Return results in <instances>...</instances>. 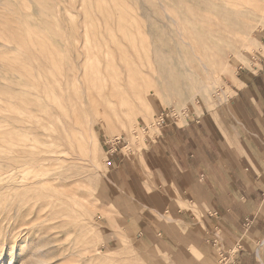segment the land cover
Listing matches in <instances>:
<instances>
[{"label":"rangeland","instance_id":"obj_1","mask_svg":"<svg viewBox=\"0 0 264 264\" xmlns=\"http://www.w3.org/2000/svg\"><path fill=\"white\" fill-rule=\"evenodd\" d=\"M209 21L221 29L210 31ZM259 73L264 0H0V171L15 163L22 139L59 138L48 150L65 152L43 169L60 179L17 200L2 201L0 191V264H177L142 236L160 234V213L174 208L166 214L118 193L112 143L147 176L143 150L166 113L179 125L186 114L212 113L231 134L237 111L249 114L236 88ZM254 82L264 99V75ZM39 194L55 206L20 205ZM246 202L244 249L259 251L264 264V238L255 237L261 213L253 197Z\"/></svg>","mask_w":264,"mask_h":264},{"label":"crops","instance_id":"obj_2","mask_svg":"<svg viewBox=\"0 0 264 264\" xmlns=\"http://www.w3.org/2000/svg\"><path fill=\"white\" fill-rule=\"evenodd\" d=\"M258 75L264 74L242 78L244 86L236 88L237 95L249 98V114L237 111L239 125L230 129L231 134L212 113L188 118L184 125L167 117L159 135L143 150L148 177L141 164L112 143L109 171L118 193L150 208L158 205L166 214L174 208L168 217L160 213L165 217L160 234L150 229L153 233L142 236L145 243L158 245L163 257L171 252L177 264H218L223 257L229 260L225 264H262L259 251L244 249L249 240L242 223L245 213L241 214L247 196L253 197L256 213H261L255 237L264 238V112L257 111L258 103L264 108V99L254 82Z\"/></svg>","mask_w":264,"mask_h":264},{"label":"bare ground","instance_id":"obj_3","mask_svg":"<svg viewBox=\"0 0 264 264\" xmlns=\"http://www.w3.org/2000/svg\"><path fill=\"white\" fill-rule=\"evenodd\" d=\"M215 1L216 0H207V3H215ZM197 16H198L197 20L205 22L203 19L206 18V13L198 9ZM206 27H208V29L212 32H214L216 29L217 30L221 29L219 25H217V22L215 24L212 21L211 22L209 21L208 23L206 22ZM219 33H217L215 36L217 37L222 36ZM197 58L200 59V56ZM150 104L153 105V101H151ZM152 105H149V108ZM22 140L21 141L19 140L20 143L18 142V145H16L18 148V151L16 153L18 154L16 156L13 155V158L16 157V159H14L15 163H13L9 168L3 167L0 171V191L3 193L2 201H4L5 199H10V198L16 199L18 195L20 194L21 190H26L27 192V190L29 191L31 188H34L36 186H39V185L44 186L45 182L51 181L52 183V181H55L62 177L61 175H59L53 178L51 176V173H49L50 171L49 168L43 171L44 167H47L48 165H51L53 163H60L63 159V156H64L63 154L65 153L64 151L53 150V149L51 151L48 150L49 146H51L52 148L53 146L60 145L59 138L47 137L39 143H31L27 140L26 141L23 140L24 141L23 142ZM31 192L29 194H32ZM33 193H35V191H33ZM35 194H38V192H36ZM40 194L36 196L30 195L28 196L27 199H24L21 204L20 203L19 204L23 205L24 207L26 206L29 209H31L32 207L40 208V207H46V206L47 207L55 206V202L49 199L50 196L45 195L48 198L44 201V200H41V198H45V196L40 195ZM46 209L47 208H45L44 211H46Z\"/></svg>","mask_w":264,"mask_h":264},{"label":"built area","instance_id":"obj_4","mask_svg":"<svg viewBox=\"0 0 264 264\" xmlns=\"http://www.w3.org/2000/svg\"><path fill=\"white\" fill-rule=\"evenodd\" d=\"M174 115H175L174 113H173V114H172V113H166V115L162 117V120H161V122H160L159 124H162V123L166 120L167 117H168V118H171V119H173V120H176V118H175ZM187 117H189L188 114H186V119H188ZM227 263H228V262H227Z\"/></svg>","mask_w":264,"mask_h":264}]
</instances>
